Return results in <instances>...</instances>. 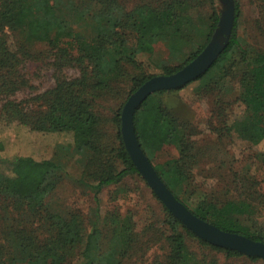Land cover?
<instances>
[{
	"label": "trees",
	"instance_id": "trees-1",
	"mask_svg": "<svg viewBox=\"0 0 264 264\" xmlns=\"http://www.w3.org/2000/svg\"><path fill=\"white\" fill-rule=\"evenodd\" d=\"M233 1L235 21L226 48L204 75L186 86L196 83L198 91L206 90L214 81L216 86L223 87L231 71L232 76L235 73L234 77L239 78L241 87L239 97L245 109L239 119L230 125H224V130L236 131L241 138L255 145L264 139V52L259 49H244L238 31L240 6L238 0ZM261 1L264 4V0ZM110 2L106 1V8H101L96 14L89 32L78 33L72 41H67L70 50L76 49L78 56L75 61L81 65L85 61L88 65H93L89 73L86 67H80L83 73L75 79V83H71V93L61 94L57 88L46 91L42 94L48 106L44 111L26 109L21 104L11 116H5L0 105V116L8 122L17 121L40 133H68L73 138V144L58 145L56 153L50 159L40 162L25 159V162L41 165L44 170L40 184L29 195L21 197L0 189V264H123L137 242V234L132 229L125 228L128 238L126 248L104 244V241L108 242L118 223L105 222L106 226H113V231L107 232V236L102 232L101 241L96 248L90 247L91 238L97 231L96 228H99L101 219L98 197L101 191L120 185L130 176L141 174L122 139V108L115 116L118 144L104 149L102 139L105 134L99 130L101 120L84 98V89L89 90L93 96L111 87L110 82L114 77L125 76L121 60L124 58L137 68V55L146 53L151 56L153 44L160 37H169L173 42L171 47L175 48L184 36L188 35L184 41L191 44L195 41L193 37L202 33L203 39L195 41L190 51L183 49L187 57L182 65L162 69L163 75L177 72L204 49L219 18L214 10L209 16L195 15L196 11H201L213 3V0H152L125 13L114 25H108L104 20L112 15V7L107 8ZM62 6L56 0H0V69L7 70V73H0V94H14L17 91V80L13 79V75L17 73L13 72V68L19 66L22 56L28 55L31 58L29 47L39 43H52L49 34L53 29L59 34L66 31L67 18L63 15ZM10 35L19 38L15 45L10 42ZM130 36L134 39L130 40H133L135 48L127 50V37ZM126 53L128 55L121 60L117 57ZM107 56L114 60L109 69ZM154 76L156 75L132 76L129 94ZM182 88L157 91L148 96L137 109L134 127L141 148L166 186L194 215L223 231L264 243V232L253 230L238 220V217L254 215L251 200L213 202L211 198H204L190 206L188 201L182 199V194L191 184L188 171L197 160L194 141L196 133L192 125L179 118L165 100ZM166 146H174L179 156L165 163L153 164L157 154ZM70 158L79 162L88 161L80 182L95 190V205L89 217L88 234H85V223L80 212H61L47 203L45 198H38L42 193L55 189L61 180V171ZM119 162L123 167L120 170L117 169ZM1 179L0 173V181ZM164 210L169 229L167 240L170 242L168 264H204L197 261L189 251L183 232L197 239L202 246L224 252L229 257H245L252 262L261 260L208 243L189 230L165 206ZM80 247V261L71 262ZM104 249L106 254L103 253Z\"/></svg>",
	"mask_w": 264,
	"mask_h": 264
},
{
	"label": "rangeland",
	"instance_id": "rangeland-1",
	"mask_svg": "<svg viewBox=\"0 0 264 264\" xmlns=\"http://www.w3.org/2000/svg\"><path fill=\"white\" fill-rule=\"evenodd\" d=\"M56 1L63 5V15L67 18L66 31L59 34L57 30H51L49 39L52 43H39L29 47L31 58L28 55L22 56L19 66L13 68V72L17 73L13 75V79L17 80V91L14 94H0V105L5 116H11L21 104L24 108L34 111L46 110L48 106L42 94L57 88L61 94L68 95L72 91L71 83H75V79L81 75L80 67H86L88 73L93 69V65H88L86 61L84 65L75 61L78 54L76 49L70 50L67 41H72L78 33L91 30L96 14L101 8H106V1H111L107 4V8L112 7V15L106 18L104 23L114 25L125 13L134 11L145 5L146 1L152 0ZM238 3L240 6L238 31L244 49L248 51L259 49L264 52V4L261 0H238ZM222 9L221 1L213 0V3L208 4L201 11H196L195 15L209 16L214 10L219 18ZM187 38L188 35L184 36L175 48L171 47L173 42L169 37L156 39L151 56L146 53L137 55L136 59L139 63L137 68L123 58L128 53L121 54L117 57L120 60L123 58L121 60L122 73H125L123 78L113 76L111 87L93 96L89 90L84 89V98L101 120L99 130L105 134L102 139L104 149L118 144L115 116L131 96L129 92L132 87V76L148 74L159 76L163 75L162 69L166 66L182 65L187 57L183 49L190 51L195 41L199 42L203 39V34L193 37L195 41L191 44L184 41ZM130 39L133 37H127V50L135 48L134 39ZM18 40V37L10 35V42L14 45ZM106 62L107 69L114 64V60L109 56ZM1 72L7 73V70L0 69ZM234 75L235 73L232 76L231 71L223 87L216 86L213 81L206 90L198 91L197 84L192 83L165 99L176 111V115L183 121L189 122L196 133L194 141L197 160L188 171L191 184L181 197L188 201L190 206L204 198H211L213 202L251 200L254 205V215L238 217V220L253 230L264 232V139L253 145L241 138L236 131L224 130V125H230L234 120L239 119L245 109L239 97L241 95L239 78ZM1 117L0 189L25 197L36 189L44 175L41 165L25 162L27 161L25 159H33L35 162L50 159L56 153L58 145L73 144V138L68 133L32 131L17 121L8 122ZM178 156V150L174 146H166L152 163H165ZM85 165H88L87 160L79 162L70 158L61 171V180L55 189L42 193L38 198H45V201L58 211L80 212L85 223V234H88L89 217L95 205L93 199L95 190L80 182L86 170ZM122 168V164L117 163V169ZM98 197L101 219L99 228H96L97 231L91 238L92 249L101 241L102 232L107 236V232H112L114 228L110 239L108 242L104 241V244L110 243L119 248H126L128 238L125 228H130L137 234V242L123 264H168L170 242L167 240L169 235L167 213L163 203L142 176L133 175L118 186L104 188ZM105 222L118 223L113 228L106 226ZM183 234L189 251L197 261L204 264L264 262L262 259L252 262L245 257H229L226 253L202 246L197 239L184 232ZM80 249L81 247L78 248L71 262L80 261ZM103 253H107L106 249Z\"/></svg>",
	"mask_w": 264,
	"mask_h": 264
},
{
	"label": "water",
	"instance_id": "water-1",
	"mask_svg": "<svg viewBox=\"0 0 264 264\" xmlns=\"http://www.w3.org/2000/svg\"><path fill=\"white\" fill-rule=\"evenodd\" d=\"M220 1L223 4V9L220 11L217 27L209 42L197 57L171 75L152 77L128 98L121 112V134L126 150L141 176L163 205L189 230L210 244L232 249L249 257H258L264 261L263 242L219 229L194 215L174 196L141 148L134 127L135 112L148 96L157 91H168L184 87L204 75L219 59L227 46L235 21L234 1Z\"/></svg>",
	"mask_w": 264,
	"mask_h": 264
}]
</instances>
